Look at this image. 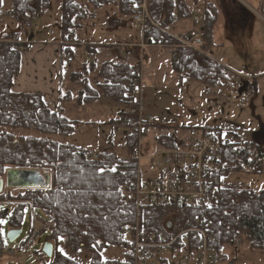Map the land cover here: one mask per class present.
<instances>
[{"label":"trees","instance_id":"1","mask_svg":"<svg viewBox=\"0 0 264 264\" xmlns=\"http://www.w3.org/2000/svg\"><path fill=\"white\" fill-rule=\"evenodd\" d=\"M3 1L5 0H0L1 8ZM6 1L11 4L10 14L18 21L19 29L17 33L14 31L0 39V55L4 57L0 60V150H10L0 152V180L4 179L7 173L2 170L4 167L20 171H38L49 175L51 189H54L60 183L57 179V163L68 159L71 152L79 154L81 161H86L90 153L76 146L61 144L48 138L51 136H71L74 133L78 122L64 116L66 105L75 104L79 108H88L98 104L102 98L103 100H112L119 105L120 113L116 119L109 120L107 124L114 128L127 127L124 122V112L121 110L135 103L131 81L135 77V67L138 66L137 59L124 66L118 65L116 60L111 59L100 64L97 56L100 51L97 50V45L81 46L79 41L75 40L72 30L78 28V23L82 19H86L88 14L92 16L90 9L99 10L108 6L114 7L113 9L117 11L115 15L118 17L114 24L121 23L118 18L131 16V0H56L55 3L59 4L61 11V24L58 27L60 36H62L61 41L74 39L76 43L74 46L63 48L65 55L72 57L73 48H84L85 54L90 56L91 60L69 72L70 82L73 85L79 84L78 91L76 94L71 91L62 94L59 109L54 111L46 106L43 97L38 93H15L13 91L14 80L21 70L22 54L26 50L28 51L31 43H24L23 49H15V51H11L12 44L8 43L18 39L20 35H26V41L30 42V37H28L30 33L25 27L26 24L35 23L36 19L49 15L54 6L53 0ZM185 5V0H150L149 10L157 22L167 25L170 16L174 14L173 12L179 17H182L183 13H187ZM217 14L218 11L214 5L206 4L203 6V33L198 45L202 48V52L207 51L212 44ZM188 16L192 15L189 14ZM18 41L21 42L20 38ZM19 43L18 45H20ZM167 43H170L168 38ZM21 44L23 43L21 42ZM109 49L113 50L111 46ZM9 52H11L10 55ZM172 66L180 83L190 78L197 83L207 85L209 90H216L224 83L229 86L228 89L230 87L233 89L237 84L236 77H233L221 65H217L206 56L195 54L192 51L179 50L177 60L173 62ZM71 68L69 67V69ZM74 68L75 66L72 69ZM108 81H111L112 84L109 85ZM242 84L240 83V86ZM251 87L255 90V85L251 84ZM196 129L203 132L212 131L216 134L222 155L221 177L224 178L231 172L258 173L259 166H262L263 154L260 150L258 154L255 152L256 146L252 142H240L238 132L234 128L229 130L227 135H224V128L221 127ZM30 133H36L40 136L36 137ZM176 133L177 129L163 128L154 135L152 142L163 149H176L178 147L176 145ZM125 135L131 158L119 159L115 154L104 152L101 153L102 160L99 161L114 162L118 165L117 173L112 175L123 189L122 201L125 203V207L119 215L113 214L117 211L116 207H113L112 213H109L105 207L103 211L110 220L104 225L94 219L79 223L64 220L61 217L54 220L53 216L56 213L48 205V202L52 200L51 189L47 192L44 189H7L9 192L1 194L0 200L3 202V199L7 200V197L10 199V209H3V213L12 214L9 223L10 230L23 229L25 209H27V204H30L42 213L45 222L54 224L49 236V240L54 246L52 264H83L75 258L69 260L58 252L60 245L57 240V229L62 233L65 230H72L67 232L68 239L67 243L64 244L65 250L73 254L80 250L87 251L90 256V261L87 264H100L103 259L100 253L109 247L121 248L126 253H124L122 261L106 260V264H132L130 243L125 242L123 230L134 226L139 219L140 223L142 222V227L150 233L163 232V230L165 231L163 221L167 218V211L164 208L141 206L138 214L135 206L129 204L125 199L124 192L136 177L137 164L132 157L137 135H129V133ZM61 166L69 167V165L64 164ZM222 180L223 188L220 202L209 211L195 210L193 213L199 216L206 215L212 221L213 234L216 240L215 246L219 250L223 249L221 252L224 253L225 248L229 247L238 250V245L240 246L243 242L252 250L264 252V191L256 193L250 191L249 188L238 185H226ZM10 191H15V193L11 194ZM94 202L98 201L94 199ZM113 203L114 201L109 198L108 204ZM181 208L186 207H177L180 210ZM124 212H129L126 220ZM85 232H89V235H84ZM105 234H107V238H105ZM95 240H99L100 244L93 248L92 244ZM2 241L3 237L0 236V248L4 247ZM69 256L73 257L72 255ZM43 259L42 264H46L49 260L46 257ZM223 260H227V254L223 255Z\"/></svg>","mask_w":264,"mask_h":264},{"label":"rangeland","instance_id":"2","mask_svg":"<svg viewBox=\"0 0 264 264\" xmlns=\"http://www.w3.org/2000/svg\"><path fill=\"white\" fill-rule=\"evenodd\" d=\"M57 1H53V3ZM185 1L195 17H203L202 5L204 2L214 5L217 9L219 18L214 31L215 41L205 53L214 60L228 65L229 69L238 75H235L237 84L233 89L232 87L228 89V86L221 84V87L216 90H209L207 85L186 79L182 85H179L177 77L172 71L169 52L155 51L160 55L163 54L159 57L163 65L161 69L159 68V72H156L155 80L150 76V72H147L143 106L152 111L150 114L159 116L162 122L167 123V126L175 125L177 128L175 138L178 141H189L187 133L189 128L221 127L224 128V135L234 128L238 132L240 142H252L256 146L255 152L258 154L260 150L263 154L262 166H259L258 173L231 172L222 181L226 185H238L259 193L261 191L258 190L264 186V0H241V3L238 2L244 7L234 6L230 0H200V2L196 0L195 2L198 3H194L193 0ZM113 8L108 6L99 10L90 9L92 16L88 14L86 19H82L78 23L79 27L72 30L75 40L83 45H97L99 48L108 46V43H111L112 46L114 45L112 43L116 41H119L117 44L133 43L126 41L128 38H134L137 29L131 24L128 27L117 28L118 24H114V22L118 16L115 15L117 11ZM10 11V2L3 1L0 14V39L19 27L18 21L11 16ZM122 20H126V18ZM36 22L43 31L50 27L60 35L58 30L61 24L59 4L55 3L51 14L36 19ZM177 26L181 29L186 26L188 31L195 29L192 20H185L183 23H178ZM28 32L30 40L32 37L36 43L51 39L46 32L38 31V35H33L31 31ZM176 32L184 33L179 29ZM40 35L43 36L42 39H40ZM58 35L54 36L52 40L59 37ZM22 42H26V40ZM199 49L196 48L192 51L199 52ZM76 56L78 57L76 62H80L81 65L86 64V59L89 58L87 55L84 58L82 50L78 51ZM73 66L74 64L69 67L73 68ZM76 67L78 64L74 69L67 68L68 71H65V74H69V76L66 78L65 85H62L64 93L71 91L76 94L78 91L79 84L73 85L70 82L69 73ZM245 78L250 79V82L256 86V90L254 92L250 90L249 102L242 104L241 98L245 97L248 92L246 86H240V83L247 84L248 81ZM52 95H54L53 91ZM65 107L64 116L78 122L74 133L71 136L48 138L90 152H109L115 154L119 159L131 158V153L129 154L127 150L126 132L123 126L114 128L107 124L109 120L116 119L120 113L119 105L114 101L101 99L98 104L88 108H79L75 104H68ZM126 110L127 108L123 112ZM30 135L40 136L36 133H30ZM152 136L150 134L146 137L147 142L151 140ZM5 192H9L7 188L4 189L3 193ZM10 192L11 194L15 193V191ZM1 201L0 205L4 206V210L10 209L11 202L8 197L7 200ZM34 215L39 220L45 221L42 213L37 209L34 210ZM46 223L50 222L43 223L45 227L49 228L50 224ZM5 227L7 235L10 230L9 224ZM52 228L48 229L49 232ZM30 229L31 214L27 209L24 216L23 234L15 243L4 245L6 251L10 250L4 256L2 264H42L43 257H45L42 254V249L50 234L48 231H42L39 239L28 249L20 250L19 246L27 238ZM237 249L225 248L227 264H264V252L252 250L244 242ZM217 250L221 253V250ZM67 253L83 264L90 261V256L85 250L74 254ZM124 253L126 251L121 248L109 247L103 251L102 258H106L107 261H122Z\"/></svg>","mask_w":264,"mask_h":264},{"label":"built area","instance_id":"3","mask_svg":"<svg viewBox=\"0 0 264 264\" xmlns=\"http://www.w3.org/2000/svg\"><path fill=\"white\" fill-rule=\"evenodd\" d=\"M150 0H131V22L139 28V39L133 43L114 44L117 52L116 63L129 65L137 59L135 77L131 81L132 95L135 103L130 105L124 114L127 126L124 130L139 138L134 159L136 160V177L125 190V199L135 206L138 214L141 206L164 208L167 218L163 221L165 231L150 233L142 227L138 219L136 224L123 230L126 241L130 243L132 264H222L223 253L215 246L213 223L206 215L199 216L195 210H207L208 203L216 206L221 199L222 155L217 143V136L212 131H200L190 128L187 133L189 141L176 140V149H161L155 155L144 152V140L148 135H156L165 124L157 117H145L142 112L144 97L143 65L145 52L148 49H170L173 60L177 59L178 50L196 49L195 43L200 40V30L188 32L186 36H176L169 32L167 25L157 22L150 10ZM2 8L0 6V12ZM177 16L170 18L175 24ZM200 19L195 18L194 27L200 26ZM26 29L33 33L41 31L37 24H26ZM55 30L47 32L48 37L55 36ZM167 38L174 43H167ZM12 49H23L24 43L17 39L10 41ZM18 43L20 45H18ZM75 42L66 39L63 46H74ZM91 58H88V61ZM251 91L241 98V103L249 102ZM87 160L101 161L97 152L90 153ZM144 166H147L145 171ZM130 197V199H129ZM197 201L200 203L197 204ZM179 206L186 208L177 209ZM170 210H168V209ZM31 214V229L20 250L28 249L41 235V232L52 228L45 227L43 221ZM198 217V218H197ZM208 221V223H205ZM41 222L42 225H41ZM188 233L181 241L183 233ZM203 234L200 239L199 234ZM163 237V240H161ZM7 251L0 250V264Z\"/></svg>","mask_w":264,"mask_h":264},{"label":"crops","instance_id":"4","mask_svg":"<svg viewBox=\"0 0 264 264\" xmlns=\"http://www.w3.org/2000/svg\"><path fill=\"white\" fill-rule=\"evenodd\" d=\"M230 1H231L232 5H234V6L238 5L240 7H244V6H242V4L238 3L241 0H230ZM193 2L198 3V2H195V0H193ZM199 2H200V0H199ZM185 3H186V1H185ZM53 4H55V3H53ZM206 4L207 3L204 2L202 7ZM185 7H186L185 9L187 10V13H183L184 15L182 17H179L177 14H175V12H173L174 14H172L170 16V18L172 16H177L178 20L175 24H170V18H169V22L167 23V27L169 29V32L176 35V36H185L186 34H188V32H192L194 30H201V35H202V33H203V31H202L203 22H204L203 17H195L192 10L188 7L187 3L185 5ZM51 12H50V14H51ZM188 13L191 14L192 16H188L189 15ZM255 15H257V14H255ZM164 17H165V15H164ZM164 17H161V19H164ZM124 18H126V17H122L121 19L118 18V20H120L121 23L118 24L117 28L128 27V25L130 26V24H131L133 27H135L137 29V32L134 34L133 39L128 38V41H126V42H136L139 39V28L137 26H135L134 24H132L130 16H127L126 20H122ZM194 18H199L201 23H200L199 27H194L195 29L192 31H188L186 26L182 27V29H181V27L177 26V24L180 22L183 23V22H185V20L191 21ZM218 18H219V16L217 14V22H218ZM263 20H264V18H263ZM18 29H19V27L16 28L15 30H13V32L15 31L17 33ZM49 29H51V28L49 27L42 32H46V34H47V31ZM178 29L181 31H184V33H177L176 31ZM214 31H215V29H214ZM33 35H38V34H33ZM41 35H43V34H41ZM41 35H40V39L43 38V36H41ZM58 36L59 37H57L56 39L52 40V38H51L46 42H45V40H41L38 43H36V42H34L35 39L32 40V38H31V40H29L31 42V44L28 48V51H26L22 54L21 70H20L19 75L14 80L15 84H14V88H13V91L15 93L26 92V93H38V94H40L43 97V100H44L46 106L51 110L59 109L60 97L62 94H65L64 90L62 88V85H65L66 78L69 76V75L65 74V71H68L67 68H69V66H71L72 64H74V66L78 64L77 68H79L81 66L80 62H76V60L78 58L76 56V53L78 51L82 50L84 58L86 56V54H85L86 51L84 49L73 48L74 51L72 50V57H67L65 55L64 49L60 47V40H61L62 36H60V35H58ZM18 37L20 38V41L26 40V35L25 36L20 35ZM213 41H215L214 34H213L212 44L210 45V47L213 46ZM200 42H201V37H200V40L195 43L196 45L194 47L199 49L200 46H198V45L200 44ZM114 43L115 44L119 43V41H116ZM114 43H112V44H114ZM170 43L173 44L174 42L170 39ZM108 44H109L108 46H103L102 48H99L97 46V50L99 49V51H100L97 55L100 64L107 61L108 59L109 60L110 59L116 60V58H117L116 50L109 49V47L111 46V43H108ZM200 49H199V52H194V53L206 56L210 60L214 61L217 65H221L226 71L230 72L233 75V77H235L236 73L231 71L229 69L228 65H225L224 63H220V62L214 60L212 57L208 56L205 52H202V50H200ZM155 51H158L160 53L165 52V51L169 52L168 54H170L172 64L174 61L177 60V59L173 60L172 52L170 51V49H156V48L148 49L145 52L144 65H143L144 93L146 90L145 85H146V81H147V72H150V76L153 77L152 78L153 80H155L156 79L155 78L156 72L157 71L159 72V68L161 69V67L163 65L162 60L159 58L163 54L160 55V54L156 53ZM188 51H190V50H188ZM70 62H72V63H70ZM172 64H171L172 71L176 75L177 80H179L177 74L173 70ZM236 76H238V75H236ZM245 79H247L248 82H247V84L243 83L242 85L246 86L247 91L252 90L254 92V89L251 87L252 82H250V79H248V78H245ZM184 81H186V80H184ZM183 83L184 82H181V83L179 82V85H182ZM224 85H226V84L224 83ZM226 86H228V85H226ZM255 90H256V86H255ZM52 91L54 92V95H52ZM144 98H145V95H144L143 101H142V112H143L144 116L145 117L160 118L157 115L150 114V113H152V111H149L146 107L143 106L144 105V103H143ZM104 100L110 101L107 99H104ZM51 104H52V107H51ZM55 104L57 105L56 108H55ZM121 111H124V110L122 109ZM125 112H124V114H125ZM161 121H162V119H161ZM163 123L165 124L166 127H169L166 125L167 123H165V122H163ZM169 128L177 129L175 127V125H171ZM126 131L127 130H125V132ZM153 137L154 136H152L151 140L148 142L146 139L144 140V152H145V154L150 155V156L155 155L156 153L159 152V150L162 149L160 146L158 147L157 145H154V143L152 142ZM138 140H139V138L137 136L136 146H137ZM136 146H135L132 157H134V155H135ZM144 169L146 171L147 166H144Z\"/></svg>","mask_w":264,"mask_h":264},{"label":"snow or ice","instance_id":"5","mask_svg":"<svg viewBox=\"0 0 264 264\" xmlns=\"http://www.w3.org/2000/svg\"><path fill=\"white\" fill-rule=\"evenodd\" d=\"M11 51H15L12 49ZM74 51V49H73ZM11 52H9V55ZM4 57L0 55V60ZM111 85L112 82L108 81ZM10 91V90H9ZM126 95V93H125ZM10 151L8 149L0 150ZM71 152V150H69ZM6 159V157H5ZM61 164L69 165V167H62ZM57 179L60 181L54 189H51V184L44 189L45 192L51 189L52 200L48 202L49 208L53 209L56 215L53 219L61 217L64 220H72L74 223L84 222L89 219L97 220L102 225L109 222L110 218L103 211L107 207V211L112 213L113 207L117 208L114 215H119L125 207V203L122 201L123 189L120 187L119 182L112 175L117 173L118 165L114 162H99L86 160L81 161L79 154L71 152L68 159L62 162H58L57 165ZM5 172L10 171L8 167L2 169ZM223 179V177H221ZM222 190V189H219ZM251 191V190H250ZM258 191H264V186ZM111 198L114 203L108 204V199ZM94 199L98 202H94ZM130 199V197H129ZM200 202L197 201V204ZM118 206V207H117ZM3 205H0V236L3 237V244L7 245L9 240L6 235V227L11 222V213H3ZM208 209L213 208L212 203L206 205ZM27 211V209H25ZM99 213V215H97ZM226 215L228 213H225ZM125 220L129 216V212H124ZM198 218V217H197ZM208 223V221H205ZM72 230H65L63 233L57 229V240L59 243L58 252L69 260L73 257L69 256L65 250L64 244L67 243V232ZM12 237H15L16 233H10ZM84 235H89V232H85ZM188 233H183L180 237L181 241L187 236ZM200 239H203V234H199ZM107 238V234H105ZM163 240V237H161ZM131 243V241H129ZM100 244L99 240H95L92 244L93 248H96ZM52 245L49 244V251L51 252ZM223 251V249H221ZM103 257V252L100 253ZM46 264H52V260L49 259ZM100 264H106V258L100 261Z\"/></svg>","mask_w":264,"mask_h":264},{"label":"water","instance_id":"6","mask_svg":"<svg viewBox=\"0 0 264 264\" xmlns=\"http://www.w3.org/2000/svg\"><path fill=\"white\" fill-rule=\"evenodd\" d=\"M50 183V177L47 173H40L38 171H20L10 170L6 173V178L0 180V195L3 194L4 189L10 190H27V189H46ZM15 232V237L10 233ZM23 234V229L10 230L7 233L9 244L15 243ZM49 244L52 245L51 252L49 251ZM42 254L52 259L54 255V246L49 239L46 240Z\"/></svg>","mask_w":264,"mask_h":264},{"label":"bare ground","instance_id":"7","mask_svg":"<svg viewBox=\"0 0 264 264\" xmlns=\"http://www.w3.org/2000/svg\"><path fill=\"white\" fill-rule=\"evenodd\" d=\"M0 14H1V12H0ZM18 39H19V38H18ZM18 39H17V40H18ZM10 40H12V39H10ZM8 43H9V42H8ZM9 44H11V43H9ZM26 44H27V43H26ZM23 47H24V46H23ZM26 47H27V46H26Z\"/></svg>","mask_w":264,"mask_h":264}]
</instances>
